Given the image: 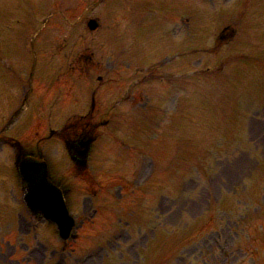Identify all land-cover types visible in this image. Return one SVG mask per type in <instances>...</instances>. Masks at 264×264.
<instances>
[{
  "label": "rangeland",
  "instance_id": "1",
  "mask_svg": "<svg viewBox=\"0 0 264 264\" xmlns=\"http://www.w3.org/2000/svg\"><path fill=\"white\" fill-rule=\"evenodd\" d=\"M126 1L131 4L128 10L125 8ZM7 2L9 7L4 0L0 5V66L6 69L13 66L15 55L10 49L12 46L15 49L18 47L24 56L19 60L22 66L16 67L18 74L29 71V59L35 56L43 62V71L39 70L37 78L50 84L56 80L60 58L76 61L81 57H94L96 64L86 74L89 83L85 84L81 79L80 84H75L74 90L78 93L81 89L82 92L77 96L81 103L90 95L86 87L92 84L93 72L97 74L94 84L98 83V74L109 73L102 75L107 78L108 84L98 94V105L102 109L100 118L96 119V122L108 120V123L99 131L101 139L96 145L98 147L95 148L89 168L95 180L99 181L103 174L101 180L105 184L113 183L114 186L108 192L103 191L101 203L93 198L101 215L83 232H78L74 250V246L69 244L68 247L58 239L53 226H38L31 219L21 203V188L15 187L12 195L7 178L2 176L0 264H264V237L260 235L261 225L264 224V92L256 90L253 98H241L243 112L238 117L234 116L245 120V123H232L229 112L217 115L226 97L219 99L210 95L219 93L218 85L223 82L219 74L209 76L213 85L217 83L214 87H202L205 81L200 78L189 81L192 76L199 75L190 73L193 67L195 72L199 71L201 54L196 53L202 49V55L208 53L204 55L207 57L203 59V64H210L213 71L221 69V72L230 62L240 60L238 57L249 55L252 56L250 61L254 60L258 64L253 63L257 74L264 72V38L258 40L259 44L253 39L254 45L249 49V44L243 47L242 39L247 43L252 39L247 35L245 40L243 33L245 23L250 20L242 21L249 0L189 1L192 8L196 4L212 7L209 13L219 20L218 27L227 24L235 28L237 33L240 31L239 38L221 51L213 49L207 39L202 43L197 40L186 42L184 50L181 37L188 35V27L185 25L188 19H191L194 29L193 15L179 9L171 10L169 19L156 18L160 12L151 15L146 11L141 14L144 0ZM186 2L177 0L183 7ZM261 5L264 6V1L250 10L254 16L253 24L261 16L258 15V9L264 10ZM165 12L168 11L162 14ZM50 17L52 19L48 28L51 29L45 31L51 30L52 33L46 38L42 32L39 38H35L36 31ZM91 19L99 23L96 32H91L87 27ZM197 23L201 24L202 21L198 20ZM260 28V24L259 27H252L258 29L259 36L264 31ZM139 45L141 51L136 55ZM132 49L134 52H130ZM191 50L192 57L187 55ZM219 52L224 55L221 59ZM177 53L182 58L179 65L182 70L174 73L165 66L164 72H161L160 62L165 59L164 64L167 65L168 57ZM144 58L147 61L141 63ZM188 58H191L189 63L186 62ZM141 69H144V73L136 75ZM156 71L157 77L148 81L147 74ZM0 73L3 75L2 71ZM121 73L124 75L121 76ZM176 73L179 76L174 78ZM204 75L207 74L202 77ZM4 76L9 78V75ZM81 77L84 78L83 72ZM123 80L126 88L133 82L139 83L133 88L131 96L126 95L122 102L116 104L118 106L115 109L103 108L104 94L100 99L101 93L112 94V99L117 95L112 104L119 102L125 90H115V87L116 82L122 83ZM259 81L262 82L260 78ZM46 90L42 84L37 95H46ZM203 92L218 100L214 102L210 99L211 102L206 103L207 108L202 105L204 109L210 108L212 111H202L198 105L199 96ZM183 100L184 103L189 100V103L183 106ZM29 102L34 105L32 99ZM16 104L17 101H13L12 105ZM19 105L20 102L13 111ZM180 109L195 112L188 117L189 124L182 121L184 116H180ZM35 114L21 112L15 118L19 121L25 118L21 122L15 120L16 128L9 133L16 139H23L34 150L38 146L35 133L38 129V132H42L44 127L42 123L34 124ZM105 114L108 116L104 117ZM179 116L181 128L185 132L189 129L188 151L196 153L182 162L177 159L179 154L176 153L174 142L179 138L174 126ZM205 119H208V123L204 128H208L211 133H204L195 139V128L199 129L200 122H205ZM52 121L56 122L53 118ZM178 133L184 135L182 130ZM196 140L199 142L196 143ZM44 145V141L40 142V147ZM52 145L59 156L63 155L60 171L63 173L64 184L73 191L69 198L74 203V212L87 205L91 207V192L86 194V185L82 179L73 177L71 161L64 156L62 147H55V143ZM141 148L143 155L140 154ZM8 150L4 146L0 156V168L3 167L0 175L5 172L12 174L14 154ZM2 158L6 159L4 166L1 164ZM255 178L259 181H254ZM129 183L134 193L124 195L122 192V199H116L117 189L121 193L120 188L127 190ZM13 200L17 203H12ZM109 205L117 208L116 219L106 208ZM210 215L214 219L207 224ZM63 245L65 250H62Z\"/></svg>",
  "mask_w": 264,
  "mask_h": 264
}]
</instances>
